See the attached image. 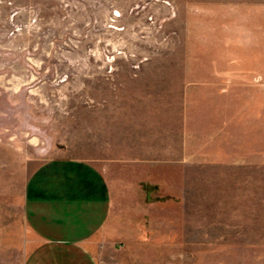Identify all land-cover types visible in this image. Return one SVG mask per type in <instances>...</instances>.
<instances>
[{"label": "rangeland", "instance_id": "1", "mask_svg": "<svg viewBox=\"0 0 264 264\" xmlns=\"http://www.w3.org/2000/svg\"><path fill=\"white\" fill-rule=\"evenodd\" d=\"M250 42L261 53L264 0H0V264H23L32 169L144 140ZM182 174L116 201L99 264H264V156Z\"/></svg>", "mask_w": 264, "mask_h": 264}, {"label": "crops", "instance_id": "2", "mask_svg": "<svg viewBox=\"0 0 264 264\" xmlns=\"http://www.w3.org/2000/svg\"><path fill=\"white\" fill-rule=\"evenodd\" d=\"M233 59L218 73L188 80L180 108L167 125L152 118L144 140L32 169L21 204L23 264H99L100 245L115 239L116 201L135 207L131 188L147 199V189L177 183L184 170L257 167L264 156V46L260 53L250 42Z\"/></svg>", "mask_w": 264, "mask_h": 264}]
</instances>
